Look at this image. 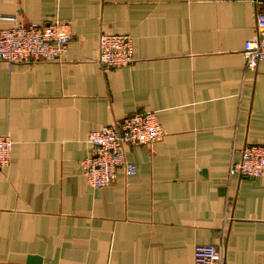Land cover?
Listing matches in <instances>:
<instances>
[{"label":"crops","instance_id":"crops-1","mask_svg":"<svg viewBox=\"0 0 264 264\" xmlns=\"http://www.w3.org/2000/svg\"><path fill=\"white\" fill-rule=\"evenodd\" d=\"M68 22L55 61L0 60V264H194L224 244V264H264V177L229 175L264 144V59L245 68L252 0H0V30ZM101 33L128 34L134 61L96 62ZM154 111L161 140L126 145L125 167L92 188L87 136Z\"/></svg>","mask_w":264,"mask_h":264},{"label":"built area","instance_id":"built-area-1","mask_svg":"<svg viewBox=\"0 0 264 264\" xmlns=\"http://www.w3.org/2000/svg\"><path fill=\"white\" fill-rule=\"evenodd\" d=\"M256 33L243 45L245 68L256 69L264 59V0H252ZM71 37L68 22L54 20L14 25L0 30V60L8 68L16 63L60 60L67 53ZM96 62L107 68H122L133 61V42L128 34L101 33ZM164 130L154 111H137L124 116L113 125L90 132L87 143L90 154L81 160L82 174L94 188L110 185L119 167L130 172L125 163L126 145H146L162 139ZM12 140L0 135V169L8 166ZM229 175L264 177V144L244 146L241 158L232 162ZM194 264H224V244H197L193 248Z\"/></svg>","mask_w":264,"mask_h":264},{"label":"water","instance_id":"water-1","mask_svg":"<svg viewBox=\"0 0 264 264\" xmlns=\"http://www.w3.org/2000/svg\"><path fill=\"white\" fill-rule=\"evenodd\" d=\"M27 264H41L39 256H28Z\"/></svg>","mask_w":264,"mask_h":264}]
</instances>
